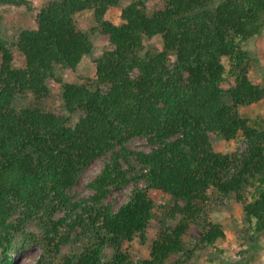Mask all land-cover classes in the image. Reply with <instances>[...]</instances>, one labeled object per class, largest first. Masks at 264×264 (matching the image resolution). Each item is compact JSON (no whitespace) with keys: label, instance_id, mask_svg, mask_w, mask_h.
I'll return each instance as SVG.
<instances>
[{"label":"trees","instance_id":"obj_1","mask_svg":"<svg viewBox=\"0 0 264 264\" xmlns=\"http://www.w3.org/2000/svg\"><path fill=\"white\" fill-rule=\"evenodd\" d=\"M120 1L54 0L36 10L34 29L0 37V264H12L30 222L41 248L34 264H187L192 248L225 239L212 196L241 207L251 249L264 239V116L239 113L264 97L244 50L264 29V0H154L152 9L151 0H131L115 24L106 15ZM83 12L92 15L89 30L77 23ZM95 37L107 46L92 78L55 77L75 71ZM155 37L162 49L149 53L144 43ZM49 79L61 87L59 108L15 106L19 96L48 97ZM135 138L151 150L129 149ZM214 138L245 147L216 152ZM107 155L87 184L91 194L76 199L82 172ZM131 181L129 199L114 210L107 197ZM192 225L201 235L189 248ZM135 244L147 245L137 260Z\"/></svg>","mask_w":264,"mask_h":264},{"label":"rangeland","instance_id":"obj_2","mask_svg":"<svg viewBox=\"0 0 264 264\" xmlns=\"http://www.w3.org/2000/svg\"><path fill=\"white\" fill-rule=\"evenodd\" d=\"M28 5L23 7H4L0 5V37L10 41L22 29L35 28V12L38 8L45 6L54 0H25ZM131 0H121L116 8L110 10L106 19L112 23H120L119 13L121 8L125 7ZM221 0H214L215 4ZM154 0L148 2L149 9L154 7ZM77 23L83 30H89L94 26L93 18L90 12H83L78 15ZM145 50L149 53H156L162 49V42L159 37L147 40ZM107 43L100 38L95 37L93 50L90 55L83 57L81 63L76 67L75 71L57 69L55 77L60 78L66 83L79 82L81 78H92L94 74L95 60L104 52ZM244 50L249 52L252 57V67L250 70L251 80L258 84L264 91V29L263 31L250 39L245 45ZM14 67H20L22 63L21 57L14 54ZM49 88V96L36 100L32 95L27 94L19 96L15 100V106L27 107L29 105H37L40 108H59L62 105L61 87L53 79L47 81ZM240 115L244 118L254 119L257 116H264V97L263 99L250 107L241 108ZM77 116L71 118V123H75ZM214 150L220 153L240 152L244 149L245 144L240 140L224 141L219 138L213 140ZM127 147L133 151L149 152L151 147L143 138H135ZM109 155L92 161L82 172L78 178L71 194L76 199L86 198L91 194L87 184L91 182L101 171L104 163ZM144 184L140 182L139 187ZM133 181L129 182L125 187L114 189L110 192L106 199V203L110 204L114 210L127 202L131 191L135 188ZM208 208L212 216L217 222L222 224L225 239L218 241L214 247L206 246L202 249L192 248L197 244V239L201 232L192 225L188 234L185 236V243L190 245L189 248L196 249L193 256L188 260L187 264H264V239L258 240L259 248L251 249L249 241L250 233H247V225L243 224L241 207L232 200H226L210 197ZM155 225V224H154ZM156 229V225L154 227ZM154 232V231H153ZM39 230L35 222L28 223L25 232L16 237L14 248L12 250V264H34L40 253L41 248L38 243L34 242L32 235L37 236ZM154 233H151L153 235ZM241 246V250L239 249ZM135 244L131 250L134 259L144 256L145 249ZM70 247L66 246L62 252L67 253ZM240 251V253H236Z\"/></svg>","mask_w":264,"mask_h":264}]
</instances>
